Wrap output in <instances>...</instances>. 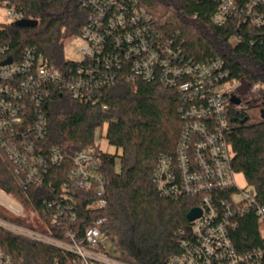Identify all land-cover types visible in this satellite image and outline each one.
<instances>
[{
  "label": "built area",
  "instance_id": "built-area-1",
  "mask_svg": "<svg viewBox=\"0 0 264 264\" xmlns=\"http://www.w3.org/2000/svg\"><path fill=\"white\" fill-rule=\"evenodd\" d=\"M214 1L218 8L211 21L218 27L232 14H243L232 0ZM79 7L86 22L68 43L80 40L83 46L78 50L80 59H65L67 65L56 66L31 47L14 60L0 38V147L13 166L17 183L24 190L50 187V169L67 160L71 164L56 197L44 201L42 214L0 190L6 195L0 206L20 220L19 224L0 221V228L63 256L71 255L64 264H127L108 255L100 242L105 219L96 220L81 235L61 227L76 219L79 193L89 199L86 211L106 207L105 179L97 157L99 133L89 149L70 158L59 147L47 148L44 143L48 130L44 108L55 92H67L72 100L95 105L94 93L125 76L132 83L158 82L174 89L180 103L183 127L175 158H159L153 183L163 198L192 199L200 216L189 223L188 232L178 231L180 253L167 264H263L262 249L239 253L232 241L240 220L251 214L264 243V207L250 186L236 184L238 173L232 167L234 154L227 138L229 108L242 109L241 101L232 104L235 93L246 85L256 94L264 89V82L229 79L220 59L201 64L185 59L179 48H172V40L156 32L138 0H79ZM0 8L4 9L0 25L26 20L8 2H1ZM245 9L253 25L264 29V0H248ZM256 9L258 13H254ZM8 58L11 63L1 65ZM50 227H60L57 235L50 233ZM0 264H13L1 250Z\"/></svg>",
  "mask_w": 264,
  "mask_h": 264
},
{
  "label": "trees",
  "instance_id": "trees-1",
  "mask_svg": "<svg viewBox=\"0 0 264 264\" xmlns=\"http://www.w3.org/2000/svg\"><path fill=\"white\" fill-rule=\"evenodd\" d=\"M151 16L153 28L182 56L198 64L220 59L229 79L259 82L250 67L264 71V29L256 27L246 14L248 0H232L243 14H232L226 24L218 27L211 17L217 11L214 0H138ZM14 5L24 19L36 21L34 28H18L14 24L0 25L1 41L8 46L14 60L25 48L31 47L56 65H67L64 48L70 38L81 32L86 14L79 0H0ZM258 9L254 13H258ZM97 102L80 103L67 92H55L46 110L47 148L59 147L67 158L89 149L96 132L116 151H97L100 172L105 179L106 207L101 211H86L89 199L76 195L74 222L62 224L80 235L83 229L98 219H105L102 233L119 251L127 264H167L180 253L178 231H189L187 213L195 207L190 198L180 200L160 196L153 175L161 156L175 158L183 122L179 114L177 92L158 82L135 83L120 76L108 88L94 93ZM105 107V109H103ZM264 89L256 108H229L228 143L234 157L233 170L242 174L258 203L264 207ZM71 168L70 161L50 169L51 186L24 190L16 181L12 164L0 147V190L13 196L26 208L38 214L46 210L44 201L57 195ZM0 221L19 224L20 220L0 206ZM60 227H50L57 235ZM235 250L245 253L260 248L255 216L240 220L232 234ZM0 250L13 264H64L72 258L44 247L38 242L0 228ZM264 264V259H263Z\"/></svg>",
  "mask_w": 264,
  "mask_h": 264
},
{
  "label": "rangeland",
  "instance_id": "rangeland-1",
  "mask_svg": "<svg viewBox=\"0 0 264 264\" xmlns=\"http://www.w3.org/2000/svg\"><path fill=\"white\" fill-rule=\"evenodd\" d=\"M4 14V9L0 8V24L4 23L3 16ZM83 46L82 41H73L65 45L64 48V56L65 59H80V55L78 54V50H80ZM250 70L252 71L253 74L259 77V82L253 83V84H262L261 82H264V71L259 69V68H254L253 66L250 67ZM236 84H234L235 86ZM263 89L259 90L256 94H251L250 91L248 90L247 86L241 87L236 93L235 96L238 100L241 101L242 103V108L244 106L250 107V108H256L260 104V92ZM105 131H106V126H104L103 129V138L96 140L100 142L99 150L102 151L103 153H109V154H114L116 149L109 145L107 140L105 139ZM236 184L240 188H245L247 185L244 177L242 174H236L234 177ZM6 195L0 192V199L5 200ZM24 223H27L26 220L23 221ZM28 224V223H27ZM100 242L103 245L106 253L110 255L113 258H121V255L117 248L114 246V244L109 240L108 236L106 234H102L100 237Z\"/></svg>",
  "mask_w": 264,
  "mask_h": 264
},
{
  "label": "water",
  "instance_id": "water-1",
  "mask_svg": "<svg viewBox=\"0 0 264 264\" xmlns=\"http://www.w3.org/2000/svg\"><path fill=\"white\" fill-rule=\"evenodd\" d=\"M36 25H37V22L31 21V20H22L16 24L18 28H34L36 27ZM10 63H11V58H8L1 65H6ZM231 101H232V104L234 105L240 104V100H238L237 98H233ZM260 115L264 119V110L260 111ZM199 216H200V211L197 209H192L187 213L186 220L188 223H190L194 221L195 219H197Z\"/></svg>",
  "mask_w": 264,
  "mask_h": 264
}]
</instances>
